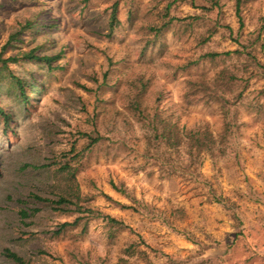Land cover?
<instances>
[{"label": "rangeland", "instance_id": "1", "mask_svg": "<svg viewBox=\"0 0 264 264\" xmlns=\"http://www.w3.org/2000/svg\"><path fill=\"white\" fill-rule=\"evenodd\" d=\"M114 3L118 21L111 32ZM164 4L0 0V50L20 32L6 56L36 48L54 57L9 64L25 94L13 79L0 82V264H19L6 250L30 264H264V80L251 79L235 102L237 129L226 153L203 154L200 177H183V164L179 175L169 178L160 177L151 161L146 170H135L144 161L145 131L131 120L121 95L129 78L149 79L147 96L153 100L160 94L159 109L179 116V125L209 122L217 134L222 127L218 104L187 105V80L203 76L212 82L223 68L239 72L236 59L218 57L180 69L206 52L238 48L234 0H220L219 15L218 9L205 12L190 0H178L172 15L199 19L174 23L159 44L144 48V27L158 20ZM242 16L241 40L260 32L264 60V0H248ZM29 22L41 25L30 31ZM242 86L236 84V91ZM96 129L108 138L123 136L127 148L84 152L86 134ZM129 133L140 137L130 140ZM79 152L76 179L82 194L91 196L84 208L101 215L78 213L72 205L60 209L54 202L63 176L58 170L76 164ZM215 195L223 201H215ZM104 214L125 227L111 229ZM78 216L77 225L61 229Z\"/></svg>", "mask_w": 264, "mask_h": 264}, {"label": "trees", "instance_id": "2", "mask_svg": "<svg viewBox=\"0 0 264 264\" xmlns=\"http://www.w3.org/2000/svg\"><path fill=\"white\" fill-rule=\"evenodd\" d=\"M164 1L165 4L158 20L146 24L144 27L146 30L144 35V38L146 39L144 42V48H147L152 44H159L164 32L171 29L174 23L189 21L186 24L191 25L199 19V16L180 18L179 16L172 15L171 10L178 0ZM190 2L195 7L202 8L205 12H212L213 10L218 9V15L220 14V0H190ZM246 2H248V0H234L235 12L239 22V30L234 39L238 44V48L227 51L206 52L199 58L189 60L185 64L180 65V69H187L192 65H196L201 58L214 60L217 57L234 58L240 63V66L237 69L239 71L238 73L234 70L223 68L218 71V75L212 82L208 81L203 76H196L187 80L188 88L183 94V101L187 105L200 102L207 104L216 102L218 104L222 119V127L217 134H215L210 128L209 122L198 123L192 127L179 125V116L175 113H167L159 109V103L161 100L160 94L153 100H150L147 96L148 88L150 86L149 79L144 78V76H134L133 78L128 79L126 83L127 87L123 89L121 95L123 99H125V107L130 113L131 120L135 121L139 129L145 131L143 136L145 144L141 150L144 161L135 167V170H146L149 161H151L158 167L160 177L169 178L178 176L179 174L177 171L183 167L180 166L183 164V169L185 171V174L182 173L184 174L183 177L195 176L198 178L201 176L198 167L203 154L224 155L226 153L225 146L231 135L237 129L236 118L238 111L237 108L234 107L235 102L243 97V90L250 83L251 79L264 80V60L260 57L263 47V43L260 42V32L254 37H248L246 40H241L242 29L244 26L242 10L243 5ZM111 9L109 28L112 32L115 23L118 21L117 3H114ZM129 12L131 17L132 9H130ZM40 25V22H29L27 27L30 31H33L36 27H40ZM263 28L264 22L261 26V29ZM227 29L230 33H233V29L230 26H227ZM19 34L20 32L14 33L0 50V82L7 79H13L21 94H25L23 81L13 73L9 64L17 63L23 59L50 62L54 57L47 54H38L36 48L28 52H20L16 55L6 56L4 53L7 45H9L13 39H20L18 36ZM211 34H213V32H211ZM40 46H38L39 49ZM106 76L107 73L105 74V78ZM236 84H242L243 88L236 91ZM0 112L1 114H4L1 105ZM4 119L7 120L6 115ZM124 121L129 123L128 120V122L125 119ZM129 134L132 135L130 136V140H136L140 137H134V134L132 133ZM86 135L89 142L84 148V152L86 150L90 152L99 147H103L106 153H110L116 148L117 150L119 148H127V142L123 136L117 139H112L111 137L108 138L107 135L101 134L98 129L95 130L94 134ZM82 155L83 154L79 152V159L76 161V164L68 162L59 168L58 172L63 176L60 183V191L54 202L62 207L60 209H65V207L72 205L74 211L78 213L86 211L91 215L92 213H97L94 215H101L100 212L95 209L84 208V202H88L91 199V196L82 194L80 185L76 179V173L79 171ZM182 155L185 157L184 161L181 160ZM148 173L152 174V171L150 170ZM112 185L116 190L126 192L125 188L118 184L112 182ZM213 199L218 202L223 201L221 197L216 195ZM102 217L111 229L117 230L125 227L123 222L108 214H104ZM81 219V216H78L73 222H64L61 224V229L77 225ZM6 255L19 264H30V262L23 256L11 250H6ZM139 255V257L143 258L144 251L140 252ZM82 264L91 263L86 261Z\"/></svg>", "mask_w": 264, "mask_h": 264}]
</instances>
